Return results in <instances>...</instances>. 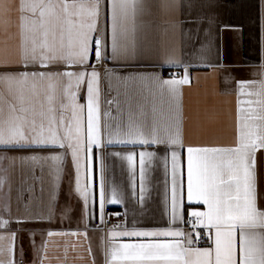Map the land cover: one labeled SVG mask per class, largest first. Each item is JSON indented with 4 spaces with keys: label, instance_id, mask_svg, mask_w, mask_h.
<instances>
[{
    "label": "snow or ice",
    "instance_id": "obj_1",
    "mask_svg": "<svg viewBox=\"0 0 264 264\" xmlns=\"http://www.w3.org/2000/svg\"><path fill=\"white\" fill-rule=\"evenodd\" d=\"M156 6L172 17L164 23L165 33L184 24L203 23L198 16L184 21L175 18L181 9L193 7L192 3L159 0ZM151 7L149 0H0V160L11 159L15 168L17 158L3 152L48 150L53 154L19 158L25 177L22 183L31 180L43 186L47 174L59 188L63 166L70 158L73 191L84 212L91 217L95 206L104 223L106 205L123 204L125 199L116 186L110 191L106 187L103 150L113 145L162 146L164 213L170 225L187 223L193 231L178 226L129 229L122 221L106 233L105 264H264V205L259 203L257 175V153L264 151V63L257 73L259 79L237 82L235 143L186 145L181 86L191 83L187 66L179 78H147L144 91L151 94L155 88L171 101L169 114L161 123L155 104L151 119L144 103L134 105L128 94L134 77H120L107 69L102 74L91 65L93 58L97 62L135 58L138 32L150 27L142 18L151 15ZM193 31L198 39L199 27L188 29ZM174 65L179 66L171 58L165 61L167 67ZM104 81L108 92L114 90L113 81L124 86L126 121L121 119L120 88L115 87L117 95L111 99L103 98ZM245 96L255 99H242ZM110 155L126 163L128 197L142 214L150 198V170L157 152ZM96 161L98 187L93 180ZM4 186L5 178L0 176V189ZM27 190L32 191L31 184ZM56 199L50 197L47 216L32 215L30 205L25 204V216L16 222L50 221ZM8 224L9 220L0 218V228ZM46 236L38 264L49 261L52 237L87 239V232L48 231ZM202 236L210 246L194 247ZM15 240V233L0 234V257H8L0 258V264H15ZM77 247L76 243L64 245L61 264H67L68 249Z\"/></svg>",
    "mask_w": 264,
    "mask_h": 264
},
{
    "label": "crops",
    "instance_id": "obj_2",
    "mask_svg": "<svg viewBox=\"0 0 264 264\" xmlns=\"http://www.w3.org/2000/svg\"><path fill=\"white\" fill-rule=\"evenodd\" d=\"M158 2L159 0H149L152 5L151 15H145L142 19L150 27L138 32L135 58L104 62H97L93 58L91 65L102 74L107 69L120 77H134L135 80L130 81L128 85V94L132 97L134 105L137 101L144 103L151 119V109L155 104L156 118L161 123L169 114L171 101L166 93L161 94L155 88L151 89V94L144 91L147 78L151 76H159L165 80L179 78L187 66L191 83L181 86L185 144L233 145L237 136V82L259 79L257 73L260 71V65L264 63V0H182L184 4L192 3L194 6L181 9L175 14V18L184 21L198 16L203 23L198 26L184 24L182 27L169 29L166 33L164 23L172 17L165 15L156 6ZM196 27L200 29L198 39L195 38L194 31L188 32V29ZM169 58L178 62L179 66H165V61ZM113 83L114 90L108 92L107 82H102L103 98L111 99L116 96L115 87L118 86L121 92L118 99L123 110L121 119L126 121L125 88L123 85H116L115 81ZM83 96L84 93L81 92V97ZM242 99L255 97L245 96ZM83 102L81 99V103ZM103 107L102 103V109ZM112 114L117 115L115 106H112ZM133 150L137 153L144 150L156 151L158 154L150 170V198L146 201L142 214L140 206L134 204L128 197L126 163L110 155L114 152L126 154ZM3 154L9 158H17L15 168L11 159L0 160V176L5 178V186L0 189V218L9 220L7 227L0 228V234L5 236L16 234L12 256L15 264H38L40 248L47 239L48 231L77 230L87 232V239L70 236L51 238L52 243L48 247L49 261L46 264H61L64 245L73 243L79 244L80 247L68 249L67 264H92L93 260L95 264H105L104 244L108 230H104V225L107 220L120 224L126 221L129 229L178 226L186 232L192 231L187 223L170 225L164 213L162 157L165 152L162 146L133 148L132 145H113L103 150L106 187L110 191L112 186H116L118 191L124 192L125 199L123 204L106 205L104 223H101L98 208L95 206L91 217L84 212L82 202L73 191V166L70 158L65 161L60 186L57 188L54 178L47 174L43 186L31 180L22 183L25 177L20 171V157L50 155L52 152L24 149L8 150ZM28 166L25 165L26 168ZM36 174L40 175L39 169ZM257 175L259 203L264 205V151L257 153ZM99 176V161H96L93 180L97 187ZM29 184L32 185L31 192L27 190ZM53 195L57 199L50 221L45 219L42 222H16L17 218L25 216V204L30 205L32 215L40 212L47 216L48 201ZM125 212L127 216L123 215ZM117 213L121 215L118 216ZM118 240L127 242L128 238ZM210 243L205 236L204 243L195 244L194 247L205 248L209 247ZM4 244L6 247L7 241ZM89 247L91 252L87 251ZM0 258L6 260L8 257L5 255Z\"/></svg>",
    "mask_w": 264,
    "mask_h": 264
},
{
    "label": "built area",
    "instance_id": "obj_3",
    "mask_svg": "<svg viewBox=\"0 0 264 264\" xmlns=\"http://www.w3.org/2000/svg\"><path fill=\"white\" fill-rule=\"evenodd\" d=\"M190 219V217L188 218ZM120 224L119 222H113L112 220H107L104 225V230L107 231L112 228L113 225ZM188 227L193 231L190 224H187ZM205 236H202L201 239L196 243L197 245H202L204 243Z\"/></svg>",
    "mask_w": 264,
    "mask_h": 264
}]
</instances>
